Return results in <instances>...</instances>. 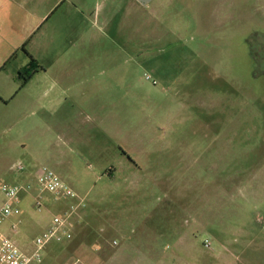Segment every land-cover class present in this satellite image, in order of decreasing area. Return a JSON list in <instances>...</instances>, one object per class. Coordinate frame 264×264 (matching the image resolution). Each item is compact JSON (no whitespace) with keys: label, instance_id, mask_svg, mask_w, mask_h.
<instances>
[{"label":"rangeland","instance_id":"1","mask_svg":"<svg viewBox=\"0 0 264 264\" xmlns=\"http://www.w3.org/2000/svg\"><path fill=\"white\" fill-rule=\"evenodd\" d=\"M89 4L97 42H0V200L42 165L84 198L40 264H264V0ZM26 198L0 227L24 248L52 221Z\"/></svg>","mask_w":264,"mask_h":264},{"label":"crops","instance_id":"2","mask_svg":"<svg viewBox=\"0 0 264 264\" xmlns=\"http://www.w3.org/2000/svg\"><path fill=\"white\" fill-rule=\"evenodd\" d=\"M89 1L0 0V42L6 45L5 53L10 54L22 49L23 46L25 48L29 46L30 49L27 52L37 60V56L41 55L42 45L58 44L60 46L97 42L100 37L102 11L97 9V5H90ZM104 2L107 3L106 7L113 6L114 8V5L121 4L130 9L137 3L140 4L136 0H103ZM112 9H109L110 12ZM113 17L110 13L102 23L105 26L109 25ZM125 19L126 16H124V24L126 23ZM59 51L61 49L55 53L63 54ZM35 192L37 193V189ZM75 193L80 200H84L77 192ZM45 197L48 208L56 210L59 205L52 197L48 195ZM28 198L32 199V197ZM43 224L48 226L47 223ZM116 254L123 255L124 249L118 250ZM109 264H116V262Z\"/></svg>","mask_w":264,"mask_h":264},{"label":"built area","instance_id":"3","mask_svg":"<svg viewBox=\"0 0 264 264\" xmlns=\"http://www.w3.org/2000/svg\"><path fill=\"white\" fill-rule=\"evenodd\" d=\"M14 168L18 173L26 170L22 163H18ZM36 189L37 193L35 192ZM45 194L51 195L56 202L74 200L76 203L66 213H54L46 205ZM1 196L0 227L11 218H19L18 223H13L11 226V232L15 234L19 232L22 214L20 204L26 197L34 199L38 211L46 210L50 213L52 221L25 248L21 247L8 235L0 233V264H40L44 259L46 249L51 243H62L72 238L73 217L77 210L83 206V201L77 197L75 191L54 170L46 165L40 166L37 170L35 183H6L1 187ZM205 247L211 248V241L206 240Z\"/></svg>","mask_w":264,"mask_h":264},{"label":"trees","instance_id":"4","mask_svg":"<svg viewBox=\"0 0 264 264\" xmlns=\"http://www.w3.org/2000/svg\"><path fill=\"white\" fill-rule=\"evenodd\" d=\"M22 50L26 51L25 46H23ZM41 68V66L38 64L36 60H32L31 63L20 71L19 75L21 79L23 80V85H26L29 80L38 72V70Z\"/></svg>","mask_w":264,"mask_h":264},{"label":"water","instance_id":"5","mask_svg":"<svg viewBox=\"0 0 264 264\" xmlns=\"http://www.w3.org/2000/svg\"><path fill=\"white\" fill-rule=\"evenodd\" d=\"M143 6H148L153 0H136Z\"/></svg>","mask_w":264,"mask_h":264}]
</instances>
